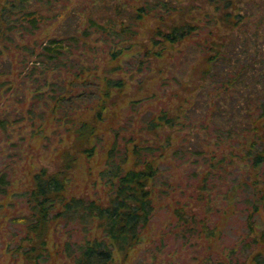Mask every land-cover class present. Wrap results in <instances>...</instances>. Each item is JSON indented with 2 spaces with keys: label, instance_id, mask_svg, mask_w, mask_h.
I'll use <instances>...</instances> for the list:
<instances>
[{
  "label": "rangeland",
  "instance_id": "374dc122",
  "mask_svg": "<svg viewBox=\"0 0 264 264\" xmlns=\"http://www.w3.org/2000/svg\"><path fill=\"white\" fill-rule=\"evenodd\" d=\"M90 1L39 2L41 14H50L53 19L24 40L16 37L10 50L0 42L4 53L0 57L4 70L0 78V172L5 174L10 188L6 197H0V264H23L15 248L23 234L20 219L27 213L24 191L38 168H58L61 152L72 142L73 121L93 120L99 102L96 91L107 61L102 37L93 34L86 49H72L73 60H67V66L47 73L45 84L39 82L42 75L33 79L25 74L30 66L45 67L34 57L28 68H23L25 62L18 44H40L53 36L79 35L82 26H77L76 20H67L71 12L78 13L80 20L93 13ZM261 3L264 1L242 0L240 5L249 13L248 19L226 26L217 20L219 13L208 0L195 2L192 14H185L184 19L194 23L204 19L200 24L203 31L174 46L166 45L165 49L152 48L149 28H155L156 23L147 20L142 34L131 40L133 46L122 61V70L112 74L123 78L125 86L114 94L116 106L111 105L98 124L95 154L82 155L71 172L69 193L89 198L106 195L103 171L107 167V149L113 145L117 147L113 160L127 161L129 165L146 156L143 152L135 157V145L152 148L150 152L154 154L146 158L155 159L158 166L153 181L156 211L135 259L126 264H203L210 255L216 263L218 259L226 261L231 249L236 251L233 260L238 256L242 264L246 261L244 247L264 231V204L258 200L259 193L264 192V165L255 168L244 158L247 141L264 130V118L257 121L261 111L255 107L261 86L255 84L254 76L245 75L253 65H264ZM111 5L112 0H99L97 15L102 21L112 15L118 27L120 16L108 8ZM204 7L210 17L205 16ZM208 29L212 32L208 33ZM206 35L216 42L226 40L222 48L227 64L222 65L229 69L228 73L219 64L213 70L216 74H204L203 56L209 47L205 46ZM226 44L230 45L226 48ZM230 47H234L233 51ZM156 52L160 55H153ZM211 52L208 50L207 56ZM82 67L85 73L78 76ZM240 71L245 75L244 83L233 84ZM221 72L219 77L217 73ZM50 92L62 101L59 103L58 98L55 104L47 97ZM162 110L175 117L173 124L148 129V122H158ZM179 213L187 224H181ZM213 227L218 229L217 237L206 238L204 235ZM66 237L64 232H52L51 242L59 244Z\"/></svg>",
  "mask_w": 264,
  "mask_h": 264
},
{
  "label": "trees",
  "instance_id": "16d2710c",
  "mask_svg": "<svg viewBox=\"0 0 264 264\" xmlns=\"http://www.w3.org/2000/svg\"><path fill=\"white\" fill-rule=\"evenodd\" d=\"M198 1L200 0H112L114 5L108 8L116 16H120L121 21L117 27L112 15L106 16L103 21L99 18L97 15L99 0H91L93 13L85 15L84 19L80 20L78 13L69 14L67 22L76 20L78 23L76 25L82 26L79 35L72 33L66 37L53 36L40 44L36 42L33 45L19 42L22 62H25L23 68H28L31 58L34 57L45 67L35 69L34 66H30L25 74L32 76L33 79L42 75L39 82L45 84L48 83L47 73L67 66V60H73L72 49L80 46L86 49L88 40L93 34L102 37L107 55L102 81L96 91L99 102L93 120L73 121L70 130L73 135L72 142L61 152L58 168L56 170H50L46 166L38 168L32 173L30 184L24 191L27 213L20 219L23 224V234L15 248V252L23 258V264H126L135 259L136 251L143 243L144 234L150 227L156 211L153 181L158 166L155 167V159L146 158L152 148L135 145V157L143 152L146 156L145 158L141 156L139 163L135 161L131 165L127 161L116 163L113 160L117 151L116 146L107 149V167L103 171V176L108 190L104 197L89 198L69 193L70 174L77 167L82 155L90 157L96 152L98 124L103 114L110 110L109 107L116 106L117 96L114 94L125 86L123 78H115L112 74L122 70V61L129 56L133 46L131 40L143 32L145 21L153 19L156 23L155 28L152 26L149 28V40L153 49L156 46L162 49H165L166 45L174 46L194 38L203 31L200 24L204 19L197 23L184 19L185 14H192L193 6L195 7V2ZM39 2L49 4L50 0H0V42L3 43L4 49L8 50L9 45L16 42V37L24 40L27 35L35 34L45 26L49 19H53L50 14H41L37 6ZM208 2L213 5L215 12L218 11L217 20L219 18L226 23V26L238 25L248 19L249 13L246 10L242 11L243 7L240 5L242 0H208ZM261 6L264 4L261 3ZM204 10L206 11L205 7ZM206 12L205 16L210 17L208 11ZM214 16L216 17L215 14ZM211 32L212 30L208 29V33ZM98 38L97 40H100ZM205 41V46L209 47L203 56L206 62L204 74H216L213 71L214 67L227 64V54L222 48L226 40L220 43L206 35ZM230 44H226V48ZM210 49L213 53L207 56ZM1 51L2 49H0V57L4 54ZM263 54L264 51L261 53L262 57ZM153 55L160 53L156 52ZM232 66L236 67L237 64L232 63ZM254 67L255 65L245 75L254 76L255 84L261 86L255 106L261 111L256 115L259 122L264 118V65ZM243 68L242 66L241 69ZM223 69L225 73L229 72L226 66H223ZM3 72L0 67V78ZM241 72L243 71L233 78V84L244 83L245 75ZM37 73L40 75L38 76ZM84 73L83 67L77 71L78 76ZM217 74L219 77L222 76V72ZM1 84L3 81L0 80ZM245 87L248 88L243 85V88ZM52 92L47 97L54 100L55 104L59 98L60 103L62 99ZM157 120L158 122L153 119L149 121L148 129L173 124L175 117L162 110ZM244 151L245 160L255 168L264 165V130L253 134L247 141V149L245 148ZM153 154L154 152L150 155ZM9 189L5 174L0 172V197H6ZM258 198L259 203L264 204V192H260ZM253 206L257 211V204ZM178 216L181 224H187L182 222L181 213ZM217 231L218 229L213 227L204 236L215 238ZM52 232H64L67 237L57 244L58 241L51 242ZM74 235L77 237L74 238ZM244 250L246 261L242 264H264V231L253 236ZM228 255L226 261L218 259L216 263L210 255L203 259V264H240L237 261L238 256L235 261L233 260L236 255L234 249H231Z\"/></svg>",
  "mask_w": 264,
  "mask_h": 264
}]
</instances>
